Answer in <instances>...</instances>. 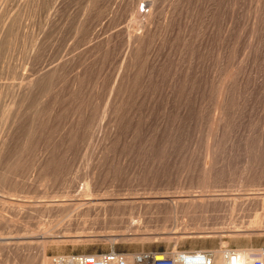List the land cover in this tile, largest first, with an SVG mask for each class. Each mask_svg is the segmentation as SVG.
Masks as SVG:
<instances>
[{
	"label": "rangeland",
	"instance_id": "374dc122",
	"mask_svg": "<svg viewBox=\"0 0 264 264\" xmlns=\"http://www.w3.org/2000/svg\"><path fill=\"white\" fill-rule=\"evenodd\" d=\"M157 193L223 198L45 209ZM0 219V264H45L38 231L68 241L47 264L112 248L260 253L264 0H0Z\"/></svg>",
	"mask_w": 264,
	"mask_h": 264
},
{
	"label": "bare ground",
	"instance_id": "6f19581e",
	"mask_svg": "<svg viewBox=\"0 0 264 264\" xmlns=\"http://www.w3.org/2000/svg\"><path fill=\"white\" fill-rule=\"evenodd\" d=\"M136 13H135V15L137 16L138 13L137 14ZM139 15L141 17L144 16L148 20L153 19L151 13L149 15H145L142 12H139ZM132 31L133 30L129 31L128 33H126V35H128V37H130V39L132 38L131 40L138 39V34H136V32L133 33ZM259 195H257V196H259ZM105 198L106 197H101V198H96V199H87L86 198V199L78 200L77 202H75L73 204H69V205L68 204H64L62 201L59 202V203H55V201H50V202H48L50 204L46 205L45 209L56 210V212L59 213V217L68 216L70 214V212L74 213L73 211H75L77 215L83 214V215H86L87 217H89V215H91V214L99 215L100 213H104V214L107 215L108 212L111 209H113L115 211H123L124 213L129 212L131 214H133V213L135 214V212L147 211L153 205H158V206L163 207V208L164 207H169V208L172 207V208H174L176 210L181 209L182 211H184V210H189L190 208H195V205H197V204L200 205V204H203V203H212V202H215L216 200H218L219 198L222 199L223 197H220L218 195H216V196L213 195V196H209L208 200H205V198H198L197 197V198L187 199L186 201H184V200H180L179 201V200H172L170 197L166 196L164 193H157V194L149 195V196H140V195H138V196H128V195H126V197L124 198L125 200L124 199L123 200L116 199V198H119V197H115L116 200H114V201H112L113 199L112 200H108L107 198L106 199ZM191 210H193V209H191ZM72 215H74V214H72ZM0 220H2V219H0ZM60 221H61V219H60ZM61 222H63V221H61ZM191 226H193V228H191L190 226H187L188 229H191V230L192 229H196V230H193V231H196V232H198L199 230H201V231L205 230V232H206V230L209 231V229L213 230V228H211L210 227L211 225L209 226V224H203L201 226L195 224V225H191ZM208 226L210 228H208ZM187 227L185 228V230L187 229ZM229 228H232L234 230L235 228H238V227H233L232 226V227H229ZM54 233H57V232H54ZM58 234L62 235V236H60L62 238L65 236V235H63L64 233H62V232H58ZM56 235L55 234H49L48 232H40V231H38V232H36L34 234V237H31V239H33V240L32 241L30 240L31 241L30 245L39 244V243L42 244L41 245V249L39 250L40 251L39 255H40V258L44 261L45 264L48 263V261L46 259V256H45L46 255L45 254V250H46V248L48 246L63 244V243H66V242L68 243V241L52 240L53 238L54 239L57 238ZM237 235H239V236L242 235L243 236V235H246V233L237 234ZM39 241H41V242H39ZM70 242H72V241H70ZM242 251H243L244 255H247L249 253H255V254L258 253L257 251H250V250H242ZM219 253H221V252H219ZM53 260L51 261L52 264H53ZM216 264H224V261L217 259Z\"/></svg>",
	"mask_w": 264,
	"mask_h": 264
},
{
	"label": "built area",
	"instance_id": "2783aa9c",
	"mask_svg": "<svg viewBox=\"0 0 264 264\" xmlns=\"http://www.w3.org/2000/svg\"><path fill=\"white\" fill-rule=\"evenodd\" d=\"M253 251V250H250ZM219 254L224 264H264V249L244 255L241 249L225 248ZM219 256V257H220ZM218 252L198 249L158 251L115 250L106 252L59 255L55 264H216Z\"/></svg>",
	"mask_w": 264,
	"mask_h": 264
},
{
	"label": "crops",
	"instance_id": "0c3cea01",
	"mask_svg": "<svg viewBox=\"0 0 264 264\" xmlns=\"http://www.w3.org/2000/svg\"><path fill=\"white\" fill-rule=\"evenodd\" d=\"M253 251H256V250H253Z\"/></svg>",
	"mask_w": 264,
	"mask_h": 264
}]
</instances>
